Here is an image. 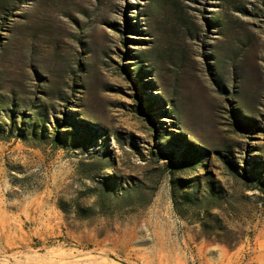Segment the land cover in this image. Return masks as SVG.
Listing matches in <instances>:
<instances>
[{"label": "rangeland", "instance_id": "rangeland-1", "mask_svg": "<svg viewBox=\"0 0 264 264\" xmlns=\"http://www.w3.org/2000/svg\"><path fill=\"white\" fill-rule=\"evenodd\" d=\"M264 253V0H0V264Z\"/></svg>", "mask_w": 264, "mask_h": 264}, {"label": "crops", "instance_id": "crops-1", "mask_svg": "<svg viewBox=\"0 0 264 264\" xmlns=\"http://www.w3.org/2000/svg\"><path fill=\"white\" fill-rule=\"evenodd\" d=\"M257 258L258 260L252 264H264V253L263 252H260L259 254H257Z\"/></svg>", "mask_w": 264, "mask_h": 264}]
</instances>
